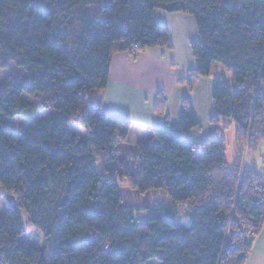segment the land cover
<instances>
[{
	"label": "trees",
	"instance_id": "1",
	"mask_svg": "<svg viewBox=\"0 0 264 264\" xmlns=\"http://www.w3.org/2000/svg\"><path fill=\"white\" fill-rule=\"evenodd\" d=\"M156 10L195 19L191 84L214 64L233 73L232 84L215 81L212 118L236 128L232 166L219 131L191 138L200 121L188 102L178 123L166 119L137 147L127 145L131 124L102 111L97 92L115 54L172 49ZM13 65L23 75L0 85V186L16 203L0 220L1 263L247 264L264 227V184L243 166L264 142V0H0V69ZM39 109L47 115L35 120ZM19 117L25 131L9 124ZM124 180L170 202L141 224L121 208ZM185 202L196 216L182 228ZM23 215L43 248L23 240Z\"/></svg>",
	"mask_w": 264,
	"mask_h": 264
},
{
	"label": "crops",
	"instance_id": "2",
	"mask_svg": "<svg viewBox=\"0 0 264 264\" xmlns=\"http://www.w3.org/2000/svg\"><path fill=\"white\" fill-rule=\"evenodd\" d=\"M162 12L156 10L155 20L169 30L172 49L156 47L140 54L135 51L115 54L111 60L108 86L97 92L102 111L131 124L127 145L137 147L150 141L166 119L178 123L183 105L188 102L200 121V126L191 132V138L203 141L214 137L219 131L227 140V158L232 166L239 150L236 128L225 119L220 121L219 126L212 123L215 81L223 78L232 84L233 75L231 80L228 79L232 72L214 64L209 76L200 77L191 84L190 79L198 64L192 45L198 41V33L193 25L188 27L192 24L185 17L188 15L173 19ZM158 104H163L164 114L157 111ZM71 128L88 137L84 128ZM243 166L258 174L264 184V142L254 153L244 156ZM247 264H264V227L255 240Z\"/></svg>",
	"mask_w": 264,
	"mask_h": 264
},
{
	"label": "rangeland",
	"instance_id": "3",
	"mask_svg": "<svg viewBox=\"0 0 264 264\" xmlns=\"http://www.w3.org/2000/svg\"><path fill=\"white\" fill-rule=\"evenodd\" d=\"M162 13L173 19H180L181 17H184L183 16L184 14H169L164 11ZM185 17L190 19V21L192 22V24L191 25L189 24L188 27H191L193 25L192 26L193 29L196 30L198 33L194 17L190 15ZM173 19L171 22H173ZM21 70L25 73L23 69ZM22 75L23 73L17 70L16 66L14 65L7 70L0 69V85L4 84L6 81H8L11 78ZM232 75L233 73L231 75H228L229 80H231ZM28 99L32 104H37V105L41 104V101L36 98H28ZM46 115L47 113L45 111L39 109L35 114L34 119L35 120L41 119L44 118ZM9 124L16 130H20V131H25L30 125V123L23 117H19L15 120H12L9 122ZM229 159H231L230 155H229ZM97 164L98 166H100L99 162ZM119 185H120L119 188L120 195L122 198L121 208L134 210L136 215V220L141 224L147 222L151 217L152 210L150 208H153L157 204L167 203L170 200L168 194L163 190L152 191L149 193L142 194L133 188L129 180H124L123 182H120ZM9 197H11V194H9L2 186H0V220L3 218L9 206V201H8ZM178 208H179V217L177 218V223L180 227L187 228L195 219L196 207L193 206L190 202H185L179 204ZM23 219H24L23 223L25 228V236L23 240L28 244H30L31 246L40 249L43 248L45 246V241L40 231L29 223L28 218H26L25 215H23ZM0 264L3 263L0 262ZM152 264H158V263L152 262Z\"/></svg>",
	"mask_w": 264,
	"mask_h": 264
},
{
	"label": "water",
	"instance_id": "4",
	"mask_svg": "<svg viewBox=\"0 0 264 264\" xmlns=\"http://www.w3.org/2000/svg\"><path fill=\"white\" fill-rule=\"evenodd\" d=\"M9 202L13 203V206L16 207V203H14L15 202V197H13V196L9 197Z\"/></svg>",
	"mask_w": 264,
	"mask_h": 264
},
{
	"label": "built area",
	"instance_id": "5",
	"mask_svg": "<svg viewBox=\"0 0 264 264\" xmlns=\"http://www.w3.org/2000/svg\"><path fill=\"white\" fill-rule=\"evenodd\" d=\"M249 258H250V256H249Z\"/></svg>",
	"mask_w": 264,
	"mask_h": 264
}]
</instances>
